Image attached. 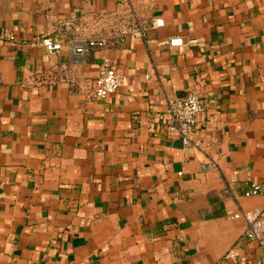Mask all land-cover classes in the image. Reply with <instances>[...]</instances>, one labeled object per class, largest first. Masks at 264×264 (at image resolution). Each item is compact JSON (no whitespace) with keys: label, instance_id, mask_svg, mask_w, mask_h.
<instances>
[{"label":"crops","instance_id":"0c3cea01","mask_svg":"<svg viewBox=\"0 0 264 264\" xmlns=\"http://www.w3.org/2000/svg\"><path fill=\"white\" fill-rule=\"evenodd\" d=\"M1 30L0 264H264L231 219L264 211V0H0ZM189 92L200 147L168 131Z\"/></svg>","mask_w":264,"mask_h":264},{"label":"built area","instance_id":"2783aa9c","mask_svg":"<svg viewBox=\"0 0 264 264\" xmlns=\"http://www.w3.org/2000/svg\"><path fill=\"white\" fill-rule=\"evenodd\" d=\"M157 27H163V21H156ZM15 38L6 30L0 31V45L4 42L14 43ZM41 44L50 54H60L63 50V42L56 37H47L41 40ZM184 42L180 38L170 40V47H182ZM103 42L97 40H87L77 49L78 54H84L95 47H104ZM120 88V77L116 68L110 60H105L100 67L99 74L93 83V97L96 99H106L118 93ZM206 105L201 97L195 92H189L182 99H176L169 103V115L171 123L168 128L169 134L183 141L186 146L200 147L202 145L199 136V118L205 111ZM215 166V165H214ZM204 165L203 170L214 167ZM263 194V189L254 186L245 193V196H255ZM264 211L256 210L253 212H240L231 216L233 220H242L246 223L247 229L245 236L248 240L259 243L264 248L263 222ZM234 251H231L227 258H235Z\"/></svg>","mask_w":264,"mask_h":264},{"label":"rangeland","instance_id":"374dc122","mask_svg":"<svg viewBox=\"0 0 264 264\" xmlns=\"http://www.w3.org/2000/svg\"><path fill=\"white\" fill-rule=\"evenodd\" d=\"M99 24L98 23H91V24H89V26L87 27V28H92V29H96L97 28V26H98ZM100 26H102V27H107V28H109L111 31H113V29H114V24H110V23H104L103 25H100Z\"/></svg>","mask_w":264,"mask_h":264}]
</instances>
